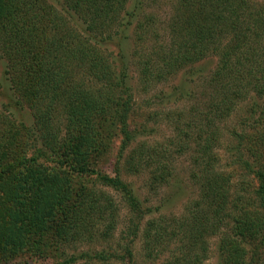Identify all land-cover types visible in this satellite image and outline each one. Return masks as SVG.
Instances as JSON below:
<instances>
[{
	"label": "trees",
	"instance_id": "16d2710c",
	"mask_svg": "<svg viewBox=\"0 0 264 264\" xmlns=\"http://www.w3.org/2000/svg\"><path fill=\"white\" fill-rule=\"evenodd\" d=\"M57 1L0 0V63L10 92L0 106V264H134L136 240L161 264H202L211 237L216 264H264V3L171 0L162 18L145 8L159 0H133L131 9L130 0ZM128 31L131 54H121ZM208 56L217 64L205 76L207 104L178 116L179 146L170 150L193 144L189 178L199 197L180 217L146 219L132 187L96 169L114 133L125 147L138 137L128 69L146 87ZM251 98L263 100L233 133L235 170L222 173L216 121ZM22 109L29 124L16 117ZM164 155L139 144L121 166L127 174L152 170L151 186L164 185L172 170ZM96 184L117 192L131 213L117 242L109 243L118 205Z\"/></svg>",
	"mask_w": 264,
	"mask_h": 264
},
{
	"label": "rangeland",
	"instance_id": "374dc122",
	"mask_svg": "<svg viewBox=\"0 0 264 264\" xmlns=\"http://www.w3.org/2000/svg\"><path fill=\"white\" fill-rule=\"evenodd\" d=\"M48 1L58 4L57 0ZM170 1L159 0L152 8L149 5L150 2L146 1L145 8L148 10L153 9V11L158 12L164 18L169 13L168 6ZM258 1L264 3V0ZM132 5L133 0H130L128 9H131ZM129 33L130 31L124 33L126 39L121 45V48L124 50L121 51V54H131L129 37L127 38V36H130ZM108 48L113 50L112 54H115L118 50L113 43L109 44ZM115 58L117 59L118 57ZM216 64V58L208 56L190 67L181 69V72L177 74L167 75L165 73L160 81L152 82L146 87L142 86L135 79V68L130 67L128 69V80L134 84L132 88L134 113L130 118L131 127L133 130L138 129V137L134 142L125 147L121 144L118 135L114 133L115 137L111 139V147L104 157L99 160L96 169L111 177H114L118 173L119 178L132 187L141 207L148 210V217L146 219L158 218L160 215H163L164 218L169 216L180 217L184 214L188 205L199 197L197 186L189 178L191 155L188 150H193V144L187 147L185 153H174L171 155L170 150L173 153V148L179 146L176 145L177 140L175 141L177 135L175 127L176 125L178 126L180 133L182 124L184 123V119L182 118H186V116L190 118L188 110L192 107L204 110L207 104L205 95L208 91L204 85L205 76L214 70ZM2 70L3 66L0 63V106L10 101V92L6 81L2 77ZM258 100L259 103H262L263 99ZM258 100L251 98L241 103L237 102L232 114L227 119L216 121V129L214 130L215 133H219V140L213 148V154L216 156L215 166L218 171L226 174L235 170L230 157V153L235 151L233 133H240L242 131L240 126L242 120L246 118L247 111L253 102L258 103ZM15 114L22 122L26 124L31 122L29 113L26 110H17ZM179 115H183V117L178 118ZM139 144H144L145 146H149V149L155 148L165 153L164 157L159 160L164 161L168 167L171 165L172 170L171 176L166 180L164 185H158V182H156V184H152L151 186L150 172L152 170L149 169H144L138 174H127L124 172L123 165L121 166L123 156L135 150ZM116 163L118 165L117 168H115ZM114 168L116 171H114ZM236 181L237 179L233 180V182ZM100 186L99 184L95 185L96 188L107 192L118 205L117 224L115 225L117 229L113 234L112 240L109 242L114 243L120 238L121 232L125 230L126 226H129L131 213L117 192ZM251 198L253 199L254 197L252 196ZM217 243L216 237L208 239V253L206 260L202 264H216ZM131 247L134 264H161V261L164 259L163 257H157V260L146 258L142 252L140 240H136ZM113 263L121 264L119 261ZM35 264L43 263L37 261Z\"/></svg>",
	"mask_w": 264,
	"mask_h": 264
}]
</instances>
